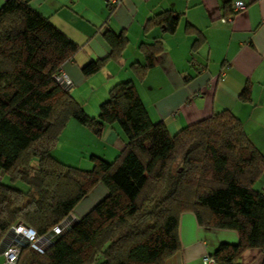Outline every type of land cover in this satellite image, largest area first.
Wrapping results in <instances>:
<instances>
[{
  "label": "trees",
  "instance_id": "1",
  "mask_svg": "<svg viewBox=\"0 0 264 264\" xmlns=\"http://www.w3.org/2000/svg\"><path fill=\"white\" fill-rule=\"evenodd\" d=\"M32 1L7 0L0 8V249L19 223L50 234L102 185L100 202L42 251L25 243L17 264H165L181 250L185 213L201 227L238 233L237 244L222 243L210 256L215 264H241L252 249L264 255V192L255 188L264 154L241 121L224 110L171 134L151 120L131 80L116 84L99 115L90 116L56 80L80 46ZM153 24L173 33L179 16L164 12L147 29ZM104 39L111 52L84 66L86 77L123 58L126 36L110 29ZM142 52L146 63L132 65L140 80L162 43L144 44ZM71 120L97 136L117 125L125 148L112 162L92 156L91 170L63 163L53 150Z\"/></svg>",
  "mask_w": 264,
  "mask_h": 264
},
{
  "label": "crops",
  "instance_id": "2",
  "mask_svg": "<svg viewBox=\"0 0 264 264\" xmlns=\"http://www.w3.org/2000/svg\"><path fill=\"white\" fill-rule=\"evenodd\" d=\"M6 1L0 0V8ZM237 1L245 3L247 10L234 13ZM32 6L80 46L61 71L73 84L72 96L85 105L89 114L97 115L116 84L131 80L151 120L165 123L171 134L227 110L241 121L251 142L264 154V2L121 0L111 8L107 0H33ZM164 12L179 16L175 32L168 33L159 24L147 29L149 21ZM230 17L231 21L222 22ZM110 29L127 38L123 58L110 61L99 73L86 77L84 66L110 54L104 39ZM198 39L200 44L195 45ZM156 41L162 43L163 52L140 80L132 65L145 64L142 46ZM174 113H178L176 118L172 117ZM70 126L86 130L71 120L64 133ZM104 132L105 160L111 161L125 148L126 139L117 125L106 126ZM255 188L264 192V174ZM96 189L102 196L107 195L102 185ZM88 211L86 206L73 214L80 219ZM179 234L181 250L165 264H204L203 259L222 243L239 242L237 232L201 227L192 213L181 216ZM263 260L262 252L252 249L245 252L241 264H263Z\"/></svg>",
  "mask_w": 264,
  "mask_h": 264
},
{
  "label": "rangeland",
  "instance_id": "3",
  "mask_svg": "<svg viewBox=\"0 0 264 264\" xmlns=\"http://www.w3.org/2000/svg\"><path fill=\"white\" fill-rule=\"evenodd\" d=\"M88 94L89 92H87V95ZM83 106L85 111L89 114L88 109L85 105ZM99 112L96 116L99 115ZM89 115L95 116L91 114ZM84 128L86 129L85 132H81L73 130L70 126L65 133L63 132L64 134L60 136V139L53 150V155L67 165L83 170H91L94 167V162L91 159L92 156H99L105 159V132L103 131L101 136H97L89 128ZM115 159L116 157H113L110 159V162ZM4 182L18 188L27 189L25 184L21 182L12 184L8 178H4ZM104 196L105 195L102 196L100 194L99 190H94L92 196H90L88 200L83 201L75 211L79 212L86 206H88V210H91L104 198Z\"/></svg>",
  "mask_w": 264,
  "mask_h": 264
},
{
  "label": "built area",
  "instance_id": "4",
  "mask_svg": "<svg viewBox=\"0 0 264 264\" xmlns=\"http://www.w3.org/2000/svg\"><path fill=\"white\" fill-rule=\"evenodd\" d=\"M264 2V0H258ZM109 7H114L121 3V0H107ZM248 6L241 2L237 1L233 4V12L241 13L246 11ZM232 18H224L222 22L231 21ZM56 80L64 85L67 89L71 90L72 82L69 77L64 73L60 72L56 77ZM178 113H174L172 115L173 118H176ZM79 219L74 215H69L64 221H62L58 226H56L50 234L45 236H39L37 232L31 227L26 226L23 223H19L18 225L12 228L11 233L7 234L5 239L3 240V256L4 263L3 264H17L19 260V256L22 252V247L25 243L31 244L36 250L42 251L41 249L44 245L48 244L54 239L62 236L69 228H71ZM204 264H215L214 259L210 256H207L203 259Z\"/></svg>",
  "mask_w": 264,
  "mask_h": 264
}]
</instances>
